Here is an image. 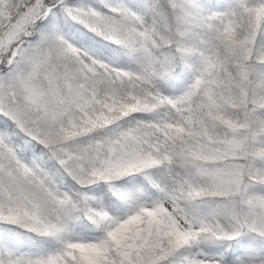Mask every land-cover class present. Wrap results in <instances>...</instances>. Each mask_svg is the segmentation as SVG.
<instances>
[{
    "label": "snow or ice",
    "instance_id": "snow-or-ice-1",
    "mask_svg": "<svg viewBox=\"0 0 264 264\" xmlns=\"http://www.w3.org/2000/svg\"><path fill=\"white\" fill-rule=\"evenodd\" d=\"M0 264H264V0H0Z\"/></svg>",
    "mask_w": 264,
    "mask_h": 264
}]
</instances>
